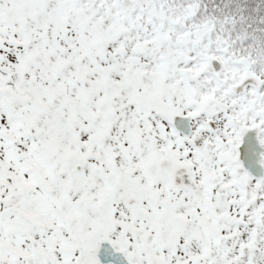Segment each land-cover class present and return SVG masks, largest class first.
<instances>
[{"label":"snow or ice","instance_id":"snow-or-ice-1","mask_svg":"<svg viewBox=\"0 0 264 264\" xmlns=\"http://www.w3.org/2000/svg\"><path fill=\"white\" fill-rule=\"evenodd\" d=\"M0 264H264V0H0Z\"/></svg>","mask_w":264,"mask_h":264}]
</instances>
